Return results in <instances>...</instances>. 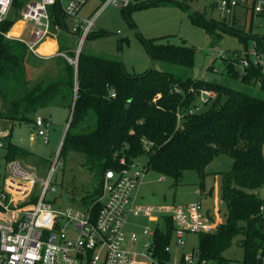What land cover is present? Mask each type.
<instances>
[{
	"label": "trees",
	"instance_id": "16d2710c",
	"mask_svg": "<svg viewBox=\"0 0 264 264\" xmlns=\"http://www.w3.org/2000/svg\"><path fill=\"white\" fill-rule=\"evenodd\" d=\"M26 1L15 0L18 14ZM139 1L123 10L127 11V17L133 10L157 6L164 0ZM180 6L188 7L185 2ZM54 13L55 21L62 26L58 50L75 57L64 43L71 40L68 21L56 9ZM192 20L208 32L217 27L198 12ZM12 25L9 19L1 28L8 30ZM240 37L245 41L252 39L258 51L264 53V36ZM145 46L154 67L142 75L130 74L118 60L82 51L78 66L58 57L56 70L46 72L33 83L27 66L31 63L38 66L45 60L35 57L23 42L0 36V121L12 125L31 122L40 109L56 102L67 106L71 115L60 159H66L70 153L81 155L84 167L101 184L106 171L130 167L142 156L147 158V172L154 171L176 183L190 170L205 177L207 166L216 157L227 156L232 161L231 169L220 173L226 222L214 232L200 234L199 252L213 264H226L224 253L234 239L240 238L243 261L258 264L261 260L262 263L264 200L256 192L264 185V97L190 76L181 79L171 72L157 70L156 64L192 68L195 50L155 40L145 41ZM225 66L230 76L244 84L259 86L264 93V79L260 78L259 70L252 69L248 77H243L233 64L225 63ZM202 89L217 92L216 99L207 110L187 114L189 108L197 105ZM183 113L185 117L179 124L178 114ZM92 114L96 118L94 128L82 133L73 131L86 124ZM10 138L9 133L1 138L7 160L27 159L30 153L13 144ZM94 188L93 193L81 198L80 205L86 209L92 207L96 216L102 207L99 201L102 194L101 187ZM161 221L162 227L156 229L154 238V256L164 261L169 259L165 250L174 224L167 216Z\"/></svg>",
	"mask_w": 264,
	"mask_h": 264
},
{
	"label": "rangeland",
	"instance_id": "374dc122",
	"mask_svg": "<svg viewBox=\"0 0 264 264\" xmlns=\"http://www.w3.org/2000/svg\"><path fill=\"white\" fill-rule=\"evenodd\" d=\"M105 2L106 0H89L79 14L81 19L97 16L96 22L91 28L90 37L82 45L83 52L105 59L118 60L123 63L125 70L130 74L142 75L154 67L145 41L155 40L163 44L187 46L195 50L192 68L160 64H156L155 68L171 72L181 79L190 76L204 82L219 83L256 97H264L259 86L244 84L240 79L230 76L223 59L219 57L220 54L226 57L231 53L245 50L252 53L253 40L245 41L240 35L264 36V14L252 15L241 9L236 12L234 17L224 21L221 12L212 9L211 2L208 0H164L159 2L157 6L133 10L127 17V11L115 6L102 8ZM184 2L188 7L182 8L180 6ZM197 12L202 14L208 22L217 24L213 32H208L193 23L192 19L197 16ZM71 24L69 20L68 27ZM224 25L238 32H232L226 29ZM22 27H25V24L22 21H17L8 32L11 36L18 37L17 30L22 29ZM19 38H26V33ZM64 43L72 52H77L78 48L81 47L79 39L70 41V44L66 41ZM55 59L43 61L38 66L33 63L29 64L27 68L31 81L34 83L39 78H43L46 72H54L58 66L57 59ZM31 62L35 61L31 60ZM234 68L239 71L238 67L234 66ZM201 108L205 111L208 106H201ZM70 115L71 111L67 106L56 102L54 105L36 112L31 122H16L12 125L4 120L0 121V130H7L8 132H2V135L11 134V142L30 153L27 159L18 161L38 180L47 181L53 172L51 182L56 185L57 191L48 193V199L54 201L61 208L85 209L80 205L81 198L93 193L96 186L101 187L102 194L104 181L102 184L100 180L98 182V178L95 179L94 175L84 167L82 164L84 158L81 155L70 153L66 159L61 158L59 162H56ZM38 118L44 120L43 128L48 132V143H45L44 138L38 135V128L35 125ZM95 125L96 118L92 114L89 115L86 124L83 123L73 131L82 133L94 128ZM86 126H88L87 129ZM2 141L0 138V190L5 185V179L10 177L9 161ZM146 162V156L139 158L136 161L134 171L142 170ZM231 166L230 158L220 155L207 166L205 177L201 178L196 171L190 170L184 173L179 183L162 177L154 171L145 172L138 192L137 204L156 208H171L201 202L205 209L210 212L211 217L216 221L219 220V225L224 224L227 209L221 199L220 173L229 171ZM38 189L40 190V187ZM256 193L264 200V185ZM217 207L220 210L218 215ZM128 222L127 230L129 232L141 234L139 242L130 246L132 250L138 253L143 252L142 244L144 242H154L153 239L150 240V238L142 235L144 228L157 229L159 226L162 227L161 218L159 221H151L147 214L130 216ZM185 239L187 244L181 247L176 243L174 234L171 236L170 243L166 247L169 254V259L165 261L166 264H179L183 255H194L199 252L200 234H188ZM224 257L227 260L226 264L243 262L244 250L240 245V238L233 240L232 246L224 253ZM150 260L156 263L161 261L156 256ZM262 260L264 264V258Z\"/></svg>",
	"mask_w": 264,
	"mask_h": 264
},
{
	"label": "built area",
	"instance_id": "2783aa9c",
	"mask_svg": "<svg viewBox=\"0 0 264 264\" xmlns=\"http://www.w3.org/2000/svg\"><path fill=\"white\" fill-rule=\"evenodd\" d=\"M208 1L211 2L212 9L221 12L224 21L234 17L241 9L252 15L264 14V0ZM14 2L15 0H0V36L23 42L40 59L61 57L71 65L78 66L82 45L90 37L97 18L96 15L87 19L79 18L89 0H27L19 14ZM138 2L140 1L106 0L102 8L112 5L125 10ZM54 9L72 23L69 34L79 39L81 44L77 52L73 51L75 57L59 51H41L44 44L52 38L57 39L62 30L61 24L55 21ZM15 12L17 19L14 22ZM9 19H12L13 25L17 21L25 24L26 38L11 36L9 29L1 28ZM219 57L223 62L238 67L243 77H248L250 70L254 69L259 70L260 78L264 79V53L258 51L255 42L252 43V53L245 50L226 57L220 54ZM175 91L180 92L178 89ZM217 95L212 90H200L197 105L189 108L187 114L201 113V106L210 105ZM184 117V113L178 114L179 124ZM35 125L38 135L48 143V132L43 128L44 120L38 118ZM59 160L60 151L56 162ZM8 164L10 177L0 190V264H166V260L157 263L150 260L154 257V242H144L142 253L130 248L139 242L141 236L127 230L130 216L147 214L151 221L170 217L174 224L176 243L181 247L187 244L186 235L210 233L219 227V220L211 217L201 202L171 208L137 204L138 192L147 172L145 164L140 171H134L136 163L120 170L106 171L103 193L99 200L102 207L96 216L93 215L92 207L61 208L48 199V193L57 191L56 185L51 182L53 172L47 181H40L20 161L14 160ZM261 210L264 212V207ZM219 212L217 207V215ZM142 235L154 240L156 229L145 227ZM165 251L168 253L167 249ZM179 264L213 263L197 252L194 255H183ZM240 264L248 263L243 261Z\"/></svg>",
	"mask_w": 264,
	"mask_h": 264
},
{
	"label": "crops",
	"instance_id": "0c3cea01",
	"mask_svg": "<svg viewBox=\"0 0 264 264\" xmlns=\"http://www.w3.org/2000/svg\"><path fill=\"white\" fill-rule=\"evenodd\" d=\"M69 22V21H68ZM18 32H17V36H18V38L19 37H22V35L24 34V32H25V30H24V27H22V29H19V30H17ZM69 36H70V38H71V40H68L67 39V41L69 42V44H70V41H72V40H75L76 38H74L73 36H71L70 34H69ZM59 37L57 38V39H54V38H52V39H50V40H48L45 44H44V46H43V51H44V53H52V51L53 52H58L59 50ZM45 61H47V60H45ZM2 132L4 133V132H8L7 130H5V129H3L2 131L0 130V138H5L6 136H8V133L5 135V136H3L2 135ZM3 146V145H2ZM19 160V159H18ZM7 179V178H6ZM6 179H5V181H6Z\"/></svg>",
	"mask_w": 264,
	"mask_h": 264
},
{
	"label": "water",
	"instance_id": "95a60500",
	"mask_svg": "<svg viewBox=\"0 0 264 264\" xmlns=\"http://www.w3.org/2000/svg\"><path fill=\"white\" fill-rule=\"evenodd\" d=\"M16 19H17V16H16V12H15V17H14L13 21L15 22ZM152 66H153V62H152Z\"/></svg>",
	"mask_w": 264,
	"mask_h": 264
},
{
	"label": "bare ground",
	"instance_id": "6f19581e",
	"mask_svg": "<svg viewBox=\"0 0 264 264\" xmlns=\"http://www.w3.org/2000/svg\"><path fill=\"white\" fill-rule=\"evenodd\" d=\"M41 51L44 52V51H43V48L41 49Z\"/></svg>",
	"mask_w": 264,
	"mask_h": 264
}]
</instances>
